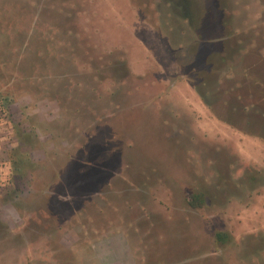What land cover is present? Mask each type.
Here are the masks:
<instances>
[{"label":"rangeland","instance_id":"rangeland-1","mask_svg":"<svg viewBox=\"0 0 264 264\" xmlns=\"http://www.w3.org/2000/svg\"><path fill=\"white\" fill-rule=\"evenodd\" d=\"M0 20V264H264V0H0ZM70 156L93 173L60 188Z\"/></svg>","mask_w":264,"mask_h":264},{"label":"trees","instance_id":"trees-1","mask_svg":"<svg viewBox=\"0 0 264 264\" xmlns=\"http://www.w3.org/2000/svg\"><path fill=\"white\" fill-rule=\"evenodd\" d=\"M3 21L0 20V47H2L3 49H10V48H14V43H16L17 40H13L14 39V34L11 33V31L8 30L7 27H5L3 25ZM23 32V31H22ZM13 61V60H12ZM221 61L224 63L226 61V59H221ZM2 63H6V62H2L0 59V80H1V72L3 70L2 67ZM19 75V74H18ZM21 75V74H20ZM19 75V76H20ZM4 77V76H3ZM0 89H2V87L0 86ZM253 91V90H252ZM10 92H4V90H0V109L2 111H6V109L9 107V104L12 103V100L8 99L7 97H10ZM264 94V91H260V90H254V95H262ZM257 99V98H256ZM18 148H15L11 151V155H10V160H11V172L12 174H17L21 171V160L25 161L26 159V155L20 153L18 154L20 160H16L15 157V152L17 153ZM72 156L69 157V160L67 161V163L65 164V166L62 168L63 170H61L60 173H57V176H64L63 181L57 184H60L59 187H67L68 189H70L72 186V182H73V178L77 175L79 177L82 176H91L93 173V170L91 169V166H89V164L86 162L84 164V162H80L77 163L73 160V158H71ZM27 161L30 160L27 159ZM86 183V181H85ZM90 183V182H89ZM65 190V189H64ZM43 200H45L46 205H47V210L43 211L46 212L47 215H49L52 219L54 218V216L58 213L53 206V199L51 196H47L44 195L42 197ZM202 200L199 196L197 195H193L191 200H190V205L197 209L200 208L202 206ZM67 205H64V207H66ZM40 218H43L42 216ZM14 240H18V242L20 244H24V237L23 235H14L11 236ZM16 238V239H15ZM217 242H225L226 238L223 234H218L217 238H216Z\"/></svg>","mask_w":264,"mask_h":264}]
</instances>
